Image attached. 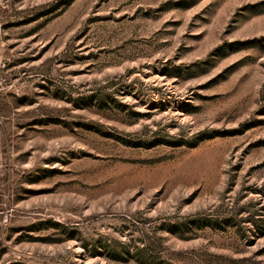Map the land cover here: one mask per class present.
<instances>
[{"label":"rangeland","instance_id":"1","mask_svg":"<svg viewBox=\"0 0 264 264\" xmlns=\"http://www.w3.org/2000/svg\"><path fill=\"white\" fill-rule=\"evenodd\" d=\"M0 20V264H264V0Z\"/></svg>","mask_w":264,"mask_h":264},{"label":"built area","instance_id":"2","mask_svg":"<svg viewBox=\"0 0 264 264\" xmlns=\"http://www.w3.org/2000/svg\"><path fill=\"white\" fill-rule=\"evenodd\" d=\"M4 33H5L4 25L0 20V43L4 39ZM7 69H8V63L5 60L3 54L0 52V94L6 89L7 86V76H6Z\"/></svg>","mask_w":264,"mask_h":264}]
</instances>
